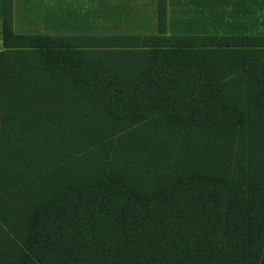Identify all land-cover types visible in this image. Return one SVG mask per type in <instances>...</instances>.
<instances>
[{
    "label": "trees",
    "instance_id": "trees-1",
    "mask_svg": "<svg viewBox=\"0 0 264 264\" xmlns=\"http://www.w3.org/2000/svg\"><path fill=\"white\" fill-rule=\"evenodd\" d=\"M0 0V264H264V36L18 35Z\"/></svg>",
    "mask_w": 264,
    "mask_h": 264
},
{
    "label": "crops",
    "instance_id": "crops-1",
    "mask_svg": "<svg viewBox=\"0 0 264 264\" xmlns=\"http://www.w3.org/2000/svg\"><path fill=\"white\" fill-rule=\"evenodd\" d=\"M18 35L158 36V0H13ZM167 36H264V0H166Z\"/></svg>",
    "mask_w": 264,
    "mask_h": 264
}]
</instances>
